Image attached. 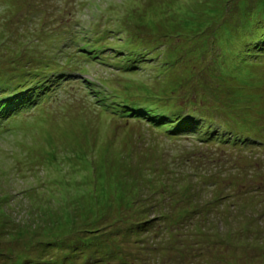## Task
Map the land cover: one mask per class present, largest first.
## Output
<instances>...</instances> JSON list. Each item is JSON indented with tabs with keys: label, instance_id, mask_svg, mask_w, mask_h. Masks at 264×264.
I'll return each instance as SVG.
<instances>
[{
	"label": "rangeland",
	"instance_id": "rangeland-1",
	"mask_svg": "<svg viewBox=\"0 0 264 264\" xmlns=\"http://www.w3.org/2000/svg\"><path fill=\"white\" fill-rule=\"evenodd\" d=\"M45 79L0 112V264H264V0H0V104Z\"/></svg>",
	"mask_w": 264,
	"mask_h": 264
},
{
	"label": "trees",
	"instance_id": "trees-1",
	"mask_svg": "<svg viewBox=\"0 0 264 264\" xmlns=\"http://www.w3.org/2000/svg\"><path fill=\"white\" fill-rule=\"evenodd\" d=\"M210 26V25H209ZM256 31H254L255 33ZM253 37H254V34H253ZM255 37L257 39H255V42H259L263 37L259 36V34H255ZM69 40L71 42H77V38H76V34L75 33H71L70 32V37H69ZM226 40V39H225ZM227 41V40H226ZM80 42V41H79ZM256 45H261V43H254ZM203 46V45H202ZM87 45L85 43H80L79 46H76L75 45V50L76 51H79L81 54H79V56L82 58V60L85 62L87 61H91V57H93V54L91 53L92 50H90V46L88 47V49H86ZM204 50V49H203ZM201 50V52L203 51ZM224 61H219V66L220 64H222L221 62H227V59L225 58H222ZM231 64V62H229L227 65L224 64V67H229V65ZM223 69H227V68H224ZM85 70V67L84 66H81L79 71H84ZM67 74L68 75H72L73 74V69L70 67V68H67ZM53 83V82H52ZM50 83L49 85H47V80L45 79L43 83H40V85H37L38 87L34 88L30 93H27L25 94V96H17L16 98H11V99H7L8 102L6 104H3L2 103L0 104V106L2 105V107L0 108V112L2 111L3 114L5 116H9L10 118L11 117H14L17 115H20L21 114V111H25L31 104H34L35 103V100H39L40 98H43L44 99H47L49 95V92L51 91V88H53V84ZM87 84V83H86ZM90 85V84H89ZM88 86V88H90L89 90L86 88V91H88V93L90 92V94L92 92L94 93H98L97 89L98 87H95L93 85H90ZM51 87V88H49ZM115 98H118L119 97V100L121 102V105H114V104H111L108 102L107 98H104L101 96L100 92L98 93V95H93L91 94V100H93L94 102H97L98 104H101L104 108V112H108L114 116H117V117H130V118H133V119H140V120H147L146 122H149L152 126H156L157 127V130L162 132V133H170L168 132L169 129H171V133H170V136L173 137L175 136L176 134H181L183 133L182 130H185V132H189V130L191 128H189L188 126L187 127H182L179 129V127H181V123L178 122L179 118H182L183 117V114L181 113H175L173 116L175 118V120H171V116L169 115V111H153L151 112L149 110L150 105L149 102L145 99H141L140 101H136V99H139V98H133L134 101H130L128 100L126 97L124 96H117V95H113ZM7 98L4 97V99ZM112 98V97H111ZM140 98H143V97H140ZM3 99V100H4ZM113 100V99H112ZM43 103V102H42ZM41 103V104H42ZM158 103V101H157ZM164 119L165 121L164 122H160V120ZM170 120V121H168ZM167 124H170L168 129L165 128V125ZM170 131V130H169ZM177 132V133H176ZM258 139V138H257ZM98 235H96L95 237H97Z\"/></svg>",
	"mask_w": 264,
	"mask_h": 264
}]
</instances>
